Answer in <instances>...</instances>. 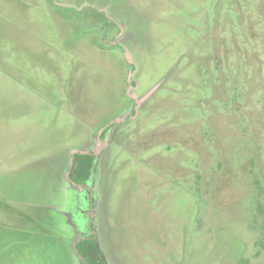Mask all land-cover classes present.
Segmentation results:
<instances>
[{
	"label": "rangeland",
	"instance_id": "374dc122",
	"mask_svg": "<svg viewBox=\"0 0 264 264\" xmlns=\"http://www.w3.org/2000/svg\"><path fill=\"white\" fill-rule=\"evenodd\" d=\"M0 82V264H264V0H0Z\"/></svg>",
	"mask_w": 264,
	"mask_h": 264
},
{
	"label": "crops",
	"instance_id": "0c3cea01",
	"mask_svg": "<svg viewBox=\"0 0 264 264\" xmlns=\"http://www.w3.org/2000/svg\"><path fill=\"white\" fill-rule=\"evenodd\" d=\"M1 84V82H0ZM1 98V97H0ZM4 119V121H3ZM7 118L0 114V252L7 249L9 241L5 240L4 231L15 229L26 233V231H32L39 227L38 218L26 214L24 210L14 209L10 213L8 205L5 203L6 197L10 194L9 189L5 190L6 182L13 177H18V171L24 168H19L24 166V161L19 159L18 154L19 149L23 144V133H25V127H15L10 128V126L5 123ZM14 127V126H11ZM28 164L25 162V165ZM21 175V174H20ZM10 185V182H9ZM10 186H13L11 184ZM17 197L20 196L16 193ZM15 195V196H16ZM24 239V238H23ZM34 241L33 238H27V241ZM14 246L20 245L17 257L18 262L24 264V253L22 246L25 245V241H13ZM19 258V254H22ZM4 254H6L4 252ZM24 262V263H23Z\"/></svg>",
	"mask_w": 264,
	"mask_h": 264
},
{
	"label": "trees",
	"instance_id": "16d2710c",
	"mask_svg": "<svg viewBox=\"0 0 264 264\" xmlns=\"http://www.w3.org/2000/svg\"><path fill=\"white\" fill-rule=\"evenodd\" d=\"M110 127V126H109ZM110 128H107L102 133V138L106 135ZM93 161V155H81L77 154L74 156L73 166L71 168L70 172V178H72V174L75 176V178H72L74 183L77 185H80V180L83 177V173L88 169V172L91 168V163ZM88 175V173H87ZM80 248L77 246L79 253L86 259L88 264H99L101 261L98 252L95 248V244L91 242V238L89 240L81 241L79 244ZM238 264H249L248 260H242Z\"/></svg>",
	"mask_w": 264,
	"mask_h": 264
},
{
	"label": "water",
	"instance_id": "95a60500",
	"mask_svg": "<svg viewBox=\"0 0 264 264\" xmlns=\"http://www.w3.org/2000/svg\"><path fill=\"white\" fill-rule=\"evenodd\" d=\"M109 127V125L107 126V127H105L104 129H103V131L106 129V128H108ZM102 131V132H103ZM102 132L100 133V136L102 135ZM76 154H81V155H87L88 153H78V152H74L73 153V159H72V163H71V167L73 166V161H74V156L76 155ZM70 174V173H69ZM69 174H68V179H69ZM83 240V239H82ZM81 241V240H80ZM76 252L80 255V257H81V259H82V261L84 262V264H87V261H86V259L79 253V250L77 249V247H76Z\"/></svg>",
	"mask_w": 264,
	"mask_h": 264
},
{
	"label": "flooded vegetation",
	"instance_id": "af4514ba",
	"mask_svg": "<svg viewBox=\"0 0 264 264\" xmlns=\"http://www.w3.org/2000/svg\"><path fill=\"white\" fill-rule=\"evenodd\" d=\"M90 238H85V239H83V240H81V241H84V240H89ZM88 264V263H87ZM99 264H105L102 260L99 262Z\"/></svg>",
	"mask_w": 264,
	"mask_h": 264
}]
</instances>
